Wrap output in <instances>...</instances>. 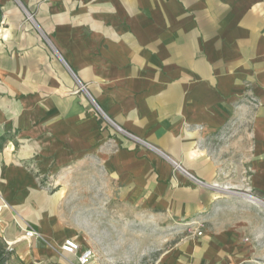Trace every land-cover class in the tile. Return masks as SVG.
<instances>
[{
    "label": "crops",
    "instance_id": "1",
    "mask_svg": "<svg viewBox=\"0 0 264 264\" xmlns=\"http://www.w3.org/2000/svg\"><path fill=\"white\" fill-rule=\"evenodd\" d=\"M75 189L188 227L156 264H264V0H0V238L62 245Z\"/></svg>",
    "mask_w": 264,
    "mask_h": 264
},
{
    "label": "rangeland",
    "instance_id": "2",
    "mask_svg": "<svg viewBox=\"0 0 264 264\" xmlns=\"http://www.w3.org/2000/svg\"><path fill=\"white\" fill-rule=\"evenodd\" d=\"M28 21L32 17L26 16ZM42 182L49 183V179L41 177ZM77 183V175H72L71 180ZM214 202L218 200H230L239 202L242 196L230 195L223 192L222 188H212ZM241 195H252L257 198L251 190L236 191ZM54 196H60L61 191H50ZM65 193V192H64ZM74 202H54V213L56 216L52 229L54 233L63 232L66 239H74L83 248L93 250L94 257L90 264H156L158 259L170 247L176 245L184 237V232L174 231L169 222H143L137 221L135 212L130 211L122 205L110 206L109 202H76L82 198L84 191L71 190L66 192ZM92 193L89 192V195ZM79 195V196H78ZM79 199V200H80ZM258 208V207H257ZM260 209V221L252 211L238 207V216L255 215L254 229L256 234L253 239L254 247L264 251V207ZM44 227L45 222L39 224ZM32 230L23 235L29 236ZM260 234H258V233ZM37 233V231H36ZM39 234V233H37ZM40 236V235H39ZM32 236L30 238H37ZM25 238V237H24ZM29 243L27 237L17 245H9L0 238V264H78V256L68 255L62 252L61 243L56 241H42L47 252L39 253L34 244Z\"/></svg>",
    "mask_w": 264,
    "mask_h": 264
},
{
    "label": "built area",
    "instance_id": "3",
    "mask_svg": "<svg viewBox=\"0 0 264 264\" xmlns=\"http://www.w3.org/2000/svg\"><path fill=\"white\" fill-rule=\"evenodd\" d=\"M179 169L180 167L176 166V170H179ZM190 177L191 179L195 180L198 185L200 186L206 185L203 182L193 178L192 176ZM29 235L32 237V236H37L38 234L32 231L29 233ZM197 235L201 236L202 232L201 231L197 232ZM80 249L81 248H80L79 243L75 241L74 239L65 240V242L62 244V247H61L62 252H64L65 254L78 256V264H90L94 257L93 252L91 250H86L80 253Z\"/></svg>",
    "mask_w": 264,
    "mask_h": 264
},
{
    "label": "bare ground",
    "instance_id": "4",
    "mask_svg": "<svg viewBox=\"0 0 264 264\" xmlns=\"http://www.w3.org/2000/svg\"><path fill=\"white\" fill-rule=\"evenodd\" d=\"M219 187V186H218ZM224 188V187H222ZM246 198L249 202L255 204V205H259L262 204L260 200H258L257 198L253 197L252 195H246Z\"/></svg>",
    "mask_w": 264,
    "mask_h": 264
},
{
    "label": "water",
    "instance_id": "5",
    "mask_svg": "<svg viewBox=\"0 0 264 264\" xmlns=\"http://www.w3.org/2000/svg\"><path fill=\"white\" fill-rule=\"evenodd\" d=\"M226 192V193H229V194H232V195H236V196H242L245 198V195H241L240 193H236V192H232V191H229V189H224L223 192ZM264 207V204L262 205Z\"/></svg>",
    "mask_w": 264,
    "mask_h": 264
}]
</instances>
